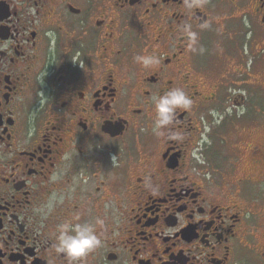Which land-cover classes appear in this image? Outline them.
<instances>
[{"label": "flooded vegetation", "instance_id": "1", "mask_svg": "<svg viewBox=\"0 0 264 264\" xmlns=\"http://www.w3.org/2000/svg\"><path fill=\"white\" fill-rule=\"evenodd\" d=\"M189 3L0 0V264H264V0Z\"/></svg>", "mask_w": 264, "mask_h": 264}, {"label": "clouds", "instance_id": "2", "mask_svg": "<svg viewBox=\"0 0 264 264\" xmlns=\"http://www.w3.org/2000/svg\"><path fill=\"white\" fill-rule=\"evenodd\" d=\"M188 6H199V0H190ZM135 59L143 67H149L158 63L157 58L153 56H137ZM153 104L155 119L152 130L156 135L160 136L165 129H168L174 123L178 110H189L191 108L192 100L182 88H173L155 98ZM174 139L180 141L182 137L176 136ZM63 159H70L69 154H65ZM58 178L59 174L53 176V180ZM63 199V196L56 197L53 195L42 211H45V214L50 213L55 204L62 203ZM97 223L102 224L103 221L98 220ZM101 243L100 236L97 234L96 224L67 221L57 226L55 250L58 253L66 255L73 264L100 247Z\"/></svg>", "mask_w": 264, "mask_h": 264}]
</instances>
